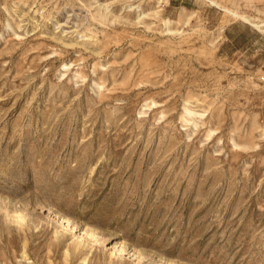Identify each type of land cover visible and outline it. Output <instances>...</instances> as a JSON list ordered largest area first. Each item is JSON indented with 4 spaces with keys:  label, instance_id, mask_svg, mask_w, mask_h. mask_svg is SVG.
<instances>
[{
    "label": "rangeland",
    "instance_id": "1",
    "mask_svg": "<svg viewBox=\"0 0 264 264\" xmlns=\"http://www.w3.org/2000/svg\"><path fill=\"white\" fill-rule=\"evenodd\" d=\"M213 1L0 0V264H264V0Z\"/></svg>",
    "mask_w": 264,
    "mask_h": 264
},
{
    "label": "bare ground",
    "instance_id": "2",
    "mask_svg": "<svg viewBox=\"0 0 264 264\" xmlns=\"http://www.w3.org/2000/svg\"><path fill=\"white\" fill-rule=\"evenodd\" d=\"M210 1H212V2H214L213 0H210ZM222 8V7H221ZM226 10V9H225ZM230 13L231 14H233L235 17H240V18H242V19H244V20H248L250 23H253V24H256L257 25V28L259 27H261V23H256V22H254L253 21V18L251 17V16H249V15H247V14H241L240 12H238V11H236V10H230ZM258 28V29H259ZM261 29V28H260ZM81 236V235H80ZM83 237V236H82ZM82 237L80 238V240H82ZM118 247V249L119 250H121L122 251V247L120 246V245H118L117 246Z\"/></svg>",
    "mask_w": 264,
    "mask_h": 264
}]
</instances>
